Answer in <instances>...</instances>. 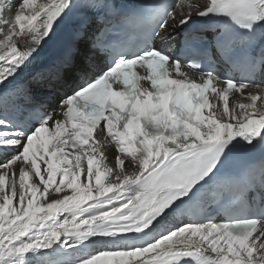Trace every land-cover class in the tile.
<instances>
[{
  "label": "snow or ice",
  "instance_id": "1",
  "mask_svg": "<svg viewBox=\"0 0 264 264\" xmlns=\"http://www.w3.org/2000/svg\"><path fill=\"white\" fill-rule=\"evenodd\" d=\"M74 15L102 39L9 87ZM261 77L264 0H0V264H264V161L224 172L264 152Z\"/></svg>",
  "mask_w": 264,
  "mask_h": 264
},
{
  "label": "bare ground",
  "instance_id": "2",
  "mask_svg": "<svg viewBox=\"0 0 264 264\" xmlns=\"http://www.w3.org/2000/svg\"><path fill=\"white\" fill-rule=\"evenodd\" d=\"M204 0H200V2L202 3ZM18 1L14 0L12 1V4H16ZM10 13H6V15H9ZM49 65L44 66L42 69L46 68ZM41 69V70H42ZM40 70V71H41ZM38 72L36 70H31V71H21L19 73V75L17 76L16 80H14L12 82V85H10L9 87H15V86H24L27 85L31 80L33 75ZM114 151L113 152H109V157L111 158L112 156H114ZM3 157L0 156V160H2Z\"/></svg>",
  "mask_w": 264,
  "mask_h": 264
}]
</instances>
